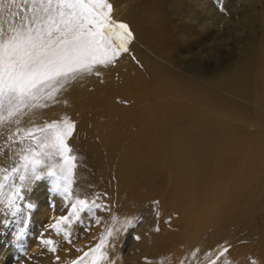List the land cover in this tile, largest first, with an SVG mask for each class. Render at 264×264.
Listing matches in <instances>:
<instances>
[{"label":"bare ground","instance_id":"bare-ground-1","mask_svg":"<svg viewBox=\"0 0 264 264\" xmlns=\"http://www.w3.org/2000/svg\"><path fill=\"white\" fill-rule=\"evenodd\" d=\"M141 1L131 2L124 10L127 0H108L112 19L127 24L133 38L127 45L129 51H121L118 56L122 67L118 75L107 72V67L102 68L107 65L97 67L105 74L102 81L105 87L118 85L127 94L123 97L130 101V107L114 104L118 92L110 96L112 92L105 91L100 78L95 83L91 72L70 80L53 94L54 98L42 100L43 106L23 108L12 116L5 106L0 109V181L13 167L19 166L21 156L28 154L27 149H36L38 140H42L39 133L31 144L25 140H30L26 133L41 129L49 124L48 120L50 124L54 120L71 122L72 115H76L80 125L73 134L87 153L94 173L100 176L97 183L107 182L109 195H115L126 212L119 225L112 228L132 223L143 205L147 206V213L156 211L163 216L165 229L160 228V233L163 231L167 236L158 230H149L148 234L142 228L138 230L144 250L153 258L150 264H225L228 257L234 264H240L243 261L236 255L247 245L258 246V254L264 247V34L258 49L249 51L248 46L241 48L234 42L243 57L231 62L220 76L211 77L209 85L202 84L196 82L198 78L182 75L163 61L165 49H171L167 40L169 30L151 2ZM259 3L264 7V0ZM8 4L9 0H4V10L0 13L5 31L9 12L17 10L16 6L9 9ZM27 7L31 8V0ZM204 13L202 21L192 16L184 21L200 33L207 30L217 35L218 21L227 23L226 16H218L207 5ZM27 15L30 17L31 13ZM16 23L20 25L19 17ZM261 25L264 32V20ZM233 28L239 29L237 24ZM170 29L182 39L188 34L176 32L174 24H170ZM229 41H222L226 48ZM112 42L118 47V40ZM133 57L151 63L158 77H152L150 84L153 81L162 85L134 89L131 84L140 79L141 70L136 71ZM166 70L170 73L168 77ZM144 80L139 83H146ZM112 86L117 90L118 87ZM136 105L140 106L133 107ZM43 118L47 120L44 122ZM21 189L27 192V187ZM35 215L44 222L54 217L41 205ZM169 220L176 224L170 232L166 229ZM36 244H31L27 251L37 249L42 257L37 256L36 263L51 264L45 248ZM2 260L0 264L8 263Z\"/></svg>","mask_w":264,"mask_h":264},{"label":"rangeland","instance_id":"rangeland-1","mask_svg":"<svg viewBox=\"0 0 264 264\" xmlns=\"http://www.w3.org/2000/svg\"><path fill=\"white\" fill-rule=\"evenodd\" d=\"M135 1L136 0H127V2H125L123 5L124 10L127 9L130 4H134ZM144 1L146 2V0H142L141 3ZM244 1L245 0H148V2H151L153 5V8L162 14V18H164L162 22L169 30L170 37H167V40L169 43L168 46H170L171 49H165L164 55L166 54V56L162 57L163 61L169 64V66L171 64V66L182 75H187L189 77L193 76L195 79L198 78L197 80L199 81L196 82L209 85V82L212 79L211 77H214L215 75H217V77L220 76L227 69L231 62H236V60H239L243 57V52H241V54L237 52V45L241 48L248 46L246 49L249 51L250 49L253 50V48L258 49V42L264 34L261 25L262 20H264V7L259 3V0L248 2L245 1L246 3ZM158 2H160L159 5ZM242 3L244 5H242ZM206 5L210 6L212 12H218V16H226L224 19L227 20V23L222 24L223 22L218 21V26L216 25L217 27L215 30H218L217 35L207 33V30H204L200 33L196 28H194V26L189 25V22L185 23L184 21V19H188L191 16L202 21L204 15L206 14L204 13ZM231 5L235 6L231 7ZM244 15L247 16L243 17ZM248 18L252 19L248 21ZM170 24L176 25V32L177 30L178 32H188L187 36H183V39L179 38L177 35H175V32L170 29ZM236 24L238 25L239 29L235 31L233 26H236ZM178 25L180 27H178ZM248 27H250L251 30H247ZM223 39H230V41L227 43V48L225 46L226 43L222 42ZM234 42H236L237 45ZM111 43L113 47H115L112 41ZM135 58L136 57H133L134 65H136L135 67L137 68L135 69L136 71L141 70L139 72L141 77L140 79L138 78L135 80V83H132L131 86H134V89H149L153 88L155 85H162L154 83L153 81H151L150 84L149 80H152V77L153 79L158 77L155 67L149 62L147 64L142 63L140 60ZM141 66L145 68H142ZM97 67L101 68L102 65H95L93 67L95 70L92 69L91 73L95 75V83L99 80L102 83V81H105L106 77L104 76L105 74L102 73L103 70L101 69V72L100 68L98 69ZM104 67H107L108 70L111 69L109 71L107 70V72H113L114 75H118L117 72H119V70L122 68L118 56L113 59L112 63L107 64V66H103L102 68ZM167 71L168 70H166V77L170 76V73L168 74L169 71ZM146 74L147 76L151 74V76L147 77ZM97 78L100 79L98 80ZM114 78L117 77L115 76ZM142 79H145L144 81L149 84V86H147L146 83L141 84ZM139 80L141 81L140 83ZM112 85L118 87L119 90L118 88L116 90V88H114ZM112 85L105 87V84H103V87L106 89L105 91L109 89L108 92H114L113 95H111L112 93L109 94L112 97L115 95L116 91L118 92L113 98L114 104L118 103V107L125 109L129 108L131 103L128 99V102L124 100L126 99L123 97L125 92L122 93V90L118 85L116 86L114 83H112ZM110 87L113 89H110ZM84 94L87 95L86 92H84ZM85 97L86 96L83 95V98ZM157 100L158 99L155 101ZM172 100H175V98ZM139 106L136 105L133 107ZM72 116L71 122L75 124L76 128H78L80 125V120L79 118L75 117L76 115ZM44 119L45 118H43L42 121H44ZM46 120L47 119H45V121ZM50 121L48 120L47 123L50 124ZM54 122L59 123L57 120H54ZM46 125H44V127ZM78 133H80L79 130ZM38 134L39 133L36 135ZM72 137L69 139L70 141H68V143H71L69 145L73 149L72 154L77 157L76 168L74 169V195L78 193L79 198L87 200L89 204L107 207H93L92 212L85 211L81 213V218L79 221H76L74 218H70L72 223L66 225L65 228L71 234L70 237L66 239L63 236V233L58 235L51 226L52 224L56 223L60 216L68 214L72 202L69 201L66 205L65 201L59 196L58 193L51 191V178H45L44 181L42 180L33 182L31 184L32 187L30 186V189L27 188V192L25 189L20 190V194L24 196V199L18 201L21 211L15 216L11 214V211L8 209L6 204L0 203V258L3 259V262H8L7 264H47L42 262L36 263L37 256L42 257V253L39 254L37 249L31 252L27 251L29 246L35 242V244L37 243L36 245H39L40 248H45L48 253L47 256L50 258L48 263L51 264H73V261L79 260L81 257H83L81 264H147V262L150 264V261H152L153 258L151 255V257L148 255L149 253L147 251L144 250L145 245L142 243L143 237L138 230L142 228L144 234H148L149 230H158L159 234H165L163 236H167V233H163V231V234L160 233V228H163V216L156 211L150 214L147 213V206L143 205L144 207L140 206L138 212L133 216L134 221L132 223L129 225L124 224L125 227L120 226L117 228H112L115 225L118 226L119 221L125 216L126 212L122 211L124 207L123 205L119 204L115 195H109V184L107 182L102 184L97 183L98 179H100V176L94 173L87 153H85L82 145H79L74 134H72ZM27 138L30 140L25 139L26 141H29L31 144L33 142L34 144L33 137L32 140L30 137ZM55 159V162H58L57 159L59 158L56 157ZM1 173L2 172H0V174ZM8 173H10V175ZM8 173L7 175L10 178L8 180L0 181V183L4 184V188L0 191L3 192L5 198L12 191L13 185H18L20 182L18 176L16 177L17 173L13 174L11 171ZM29 204H31L32 207L29 208ZM38 204L45 208L46 211L52 212L54 217L50 218L48 222L36 219L35 213L39 206ZM114 204H116V206ZM172 219H174V217H172L171 220ZM166 224V229L169 232L176 228V224H171L170 220L167 221ZM21 228L24 229L25 235L22 238H18L17 233ZM113 229L115 232H113ZM116 236H118V241L116 240L117 242L115 241ZM42 239H52L54 241V246L56 247L57 253L49 251L48 246L41 243ZM69 240L71 242H69ZM101 240L104 241V246L100 248L99 251H96L95 249L97 245L101 243ZM60 243L64 244V246L62 244L63 249L61 250V255H59V250L61 249ZM256 250H258V246L255 244H249L246 246V248H244L243 251L241 250V254L239 251L236 257H239L241 261H243L240 264H264V247L262 248L260 254H258ZM85 252L89 253V255L86 257L84 256ZM57 257H59V260H57ZM136 258L140 260V262H138ZM224 262L225 264H234V261L229 257L225 258Z\"/></svg>","mask_w":264,"mask_h":264},{"label":"snow or ice","instance_id":"snow-or-ice-1","mask_svg":"<svg viewBox=\"0 0 264 264\" xmlns=\"http://www.w3.org/2000/svg\"><path fill=\"white\" fill-rule=\"evenodd\" d=\"M28 3L29 0H21L20 4L9 0L8 8L16 6L17 10L9 12L7 31L0 20V109L7 106L9 116L23 108L43 106L42 100L54 98L55 92L78 75L91 72L95 65L112 63L121 51H129L127 45L133 38L127 24L112 19L108 0H31V8ZM3 10L4 0H0V13ZM22 12L24 16L20 15ZM113 39L119 41L118 47H113ZM74 130L75 124L65 120L26 133L33 138L40 133L42 140H38L36 149H27L28 154L21 156L19 166L11 169L13 174L19 173L20 183L13 185L6 198L0 191V203L6 204L15 216L21 211L18 201L24 199L21 188L30 189L33 182L51 178V191L58 193L66 205L72 202L68 214L51 226L66 239L70 237L65 228L72 223L70 218L79 221L81 213L92 212L93 207H107L89 204L78 193L74 195L77 157L68 143ZM53 157H58V162H53ZM3 188L0 183V190ZM24 235V229H19L17 237ZM41 243L56 252L52 239H42ZM103 246L101 240L95 250ZM88 255L84 253L85 257ZM82 259L73 264H81Z\"/></svg>","mask_w":264,"mask_h":264}]
</instances>
